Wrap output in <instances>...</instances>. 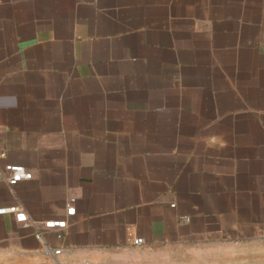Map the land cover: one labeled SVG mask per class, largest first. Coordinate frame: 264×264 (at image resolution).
<instances>
[{
	"label": "crops",
	"instance_id": "crops-1",
	"mask_svg": "<svg viewBox=\"0 0 264 264\" xmlns=\"http://www.w3.org/2000/svg\"><path fill=\"white\" fill-rule=\"evenodd\" d=\"M0 207V264H264V0H0Z\"/></svg>",
	"mask_w": 264,
	"mask_h": 264
},
{
	"label": "built area",
	"instance_id": "built-area-1",
	"mask_svg": "<svg viewBox=\"0 0 264 264\" xmlns=\"http://www.w3.org/2000/svg\"><path fill=\"white\" fill-rule=\"evenodd\" d=\"M5 176L4 179L6 182L10 185H13L21 180H27L32 178V172L28 170L23 165L18 164H6L4 166ZM74 201L75 198L71 197L69 198L67 204H66V215L71 216L75 214V207H74ZM9 209L0 207V214H3L7 212ZM13 212L17 215V220L25 221L27 216L26 214L19 209L13 208ZM187 219V218H186ZM67 225V222L65 219H59V220H45L42 223L43 228L45 229H56L58 230V236H62V231L65 229ZM35 237L38 239L42 238V232L40 230H37L35 232ZM143 243L142 238H137L134 240V244L140 245ZM63 252V248L58 247H52V246H45L43 250V255L45 256V262L44 264H92L89 262H82V263H75L73 261H67V260H61L60 256Z\"/></svg>",
	"mask_w": 264,
	"mask_h": 264
}]
</instances>
